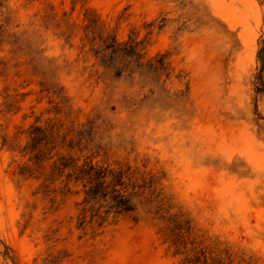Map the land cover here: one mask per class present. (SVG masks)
Wrapping results in <instances>:
<instances>
[{"label":"rangeland","instance_id":"374dc122","mask_svg":"<svg viewBox=\"0 0 264 264\" xmlns=\"http://www.w3.org/2000/svg\"><path fill=\"white\" fill-rule=\"evenodd\" d=\"M0 264H264V0H0Z\"/></svg>","mask_w":264,"mask_h":264},{"label":"trees","instance_id":"16d2710c","mask_svg":"<svg viewBox=\"0 0 264 264\" xmlns=\"http://www.w3.org/2000/svg\"><path fill=\"white\" fill-rule=\"evenodd\" d=\"M113 54H116V51H114L113 52ZM125 56L126 57H132V56H130L129 54H125ZM155 72H158V71H160L159 69H157V67H156V69L154 70ZM93 169H91L90 171H92ZM83 171V169H81V172ZM85 173H87V175H89V176H91L92 175V172H88V171H84ZM103 179V178H102ZM118 211H124V212H131V211H133V209L131 208V206H124V207H122L120 210H118Z\"/></svg>","mask_w":264,"mask_h":264}]
</instances>
